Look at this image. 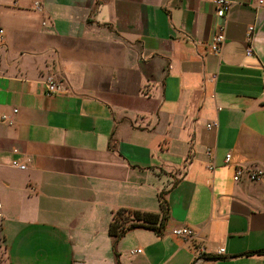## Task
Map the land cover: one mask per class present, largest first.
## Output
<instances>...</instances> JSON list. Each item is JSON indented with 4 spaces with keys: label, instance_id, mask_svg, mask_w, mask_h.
Instances as JSON below:
<instances>
[{
    "label": "crops",
    "instance_id": "1",
    "mask_svg": "<svg viewBox=\"0 0 264 264\" xmlns=\"http://www.w3.org/2000/svg\"><path fill=\"white\" fill-rule=\"evenodd\" d=\"M214 1L0 0L7 264H117L114 212L160 213L161 193L163 233L128 232L120 264H264V8L227 0L221 18ZM46 75L64 92L46 96Z\"/></svg>",
    "mask_w": 264,
    "mask_h": 264
},
{
    "label": "built area",
    "instance_id": "2",
    "mask_svg": "<svg viewBox=\"0 0 264 264\" xmlns=\"http://www.w3.org/2000/svg\"><path fill=\"white\" fill-rule=\"evenodd\" d=\"M214 4L216 6V15L217 17H221V18L225 16V14L229 11L231 7V3L227 0H215ZM254 7L257 10L260 8H264V0H257ZM35 8L36 9L40 8V5L38 2L35 3ZM43 25H45V22H43ZM253 30H254V26H249L247 34H246L247 42L249 43L248 47L246 48V55L248 56H251L253 53V48L250 43ZM224 42H225V34H224L223 29H220V31H218L216 35L213 37V41L210 46L211 51L215 54H218ZM3 43H4V29L0 27V45H2ZM64 90H65L64 84L61 81H59L55 76L46 75L44 77L43 91L46 96L51 97L57 94H61L64 92ZM16 111L17 110H14V112ZM2 121L7 122L9 124L12 123V120L9 119L7 115L2 116ZM207 126L208 128H212V127H216L217 124L213 122V123L208 124ZM14 151L17 153V150H14ZM230 156H231L230 154L226 155L227 162L230 160ZM28 160L29 159H25L21 161L19 158H15L12 160L11 165L14 168H17L19 170H25L27 168ZM243 174H244V171L242 169H237L234 175V181H239L241 177L243 176ZM262 175H263V171L260 169L251 170L247 174L248 180L252 182L259 180ZM171 233L174 236L181 238L185 241L191 240L196 235V232L193 229L189 228L188 226L174 227ZM140 252H141V249L131 251L132 254L140 253ZM223 253H224V248H220L217 251L218 255H222Z\"/></svg>",
    "mask_w": 264,
    "mask_h": 264
},
{
    "label": "trees",
    "instance_id": "3",
    "mask_svg": "<svg viewBox=\"0 0 264 264\" xmlns=\"http://www.w3.org/2000/svg\"><path fill=\"white\" fill-rule=\"evenodd\" d=\"M163 194H159L160 213L125 208L114 212L112 222L109 225V235L112 238V248L117 264H120L117 245L128 232L135 229H148L159 235L163 233L169 210L168 203ZM254 253L264 255V249Z\"/></svg>",
    "mask_w": 264,
    "mask_h": 264
},
{
    "label": "rangeland",
    "instance_id": "4",
    "mask_svg": "<svg viewBox=\"0 0 264 264\" xmlns=\"http://www.w3.org/2000/svg\"><path fill=\"white\" fill-rule=\"evenodd\" d=\"M5 247L3 244L2 236L0 234V264H7L6 263V255H5Z\"/></svg>",
    "mask_w": 264,
    "mask_h": 264
}]
</instances>
